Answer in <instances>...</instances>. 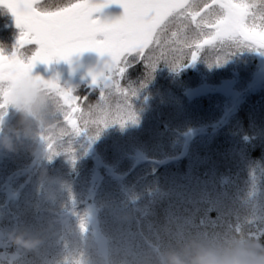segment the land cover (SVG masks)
<instances>
[{
  "label": "trees",
  "instance_id": "16d2710c",
  "mask_svg": "<svg viewBox=\"0 0 264 264\" xmlns=\"http://www.w3.org/2000/svg\"><path fill=\"white\" fill-rule=\"evenodd\" d=\"M80 2L82 0H44L40 5L43 10H56L69 3ZM257 7L260 9L258 3ZM8 17L6 13H0V22L5 23ZM1 47L6 53L14 52L12 48H5L3 44ZM148 52L149 50L144 52L145 57ZM193 53L197 56L196 61H192ZM81 55L84 54L80 53L77 57ZM187 55L189 58L187 56L185 62L179 61V63H183L181 68L185 71L188 61L191 71L185 72L183 76L175 74L172 69L174 59L171 57L154 62H151V58L138 59L126 66L123 76L114 77L121 88L116 92H112L111 88L101 89L99 85H92L86 78L77 74L76 70L71 72L67 66L54 65L52 74L61 87L71 88L74 95L88 97L87 101L77 102L79 111L73 113L72 119L76 130L80 133V140H84L92 147L94 156L85 161L77 157L72 158L75 163L73 167L68 164L70 155L61 159L56 157L48 164L32 167L24 174L23 181L27 184L37 183L43 186L39 171L42 168L47 169L52 176L67 185V190L60 202L66 206V210L93 211L95 217H101L105 221L106 228H116L114 212L126 210V207L119 199L122 196L121 191L116 192L111 184L113 183L111 178L113 167L116 164V153L112 146H114L113 142L119 144L132 142L146 153L144 161L134 169L129 178L131 181H135L137 177L142 178L137 182L138 194L143 195L150 190L158 192L159 189L171 193L169 197H157V202L153 205V213L148 217L150 223H145L144 231H158L164 243L169 233L182 235L193 232L215 237L247 234L264 243V222L246 220L235 213L227 215L219 213L217 208L213 209L210 200L205 199L201 188L195 189L193 185H182L184 191L188 189L185 195H174L179 194L177 186L183 182L179 180L181 179L179 176L187 172L189 160L186 151H182L180 156L172 154V157L163 158L159 152L161 149L158 150L157 146H161L170 139V132L177 129L175 123L180 120L178 114L187 107V100L193 97L190 91L194 74L193 65L200 63L214 80L228 81L239 71L242 62L239 50L234 48L205 50L199 47L191 50ZM177 58L179 59L178 56ZM121 66L124 67V65ZM263 79L264 76H260L258 85L247 86L239 94L233 110L235 116L233 125L224 123L212 129L215 134L208 144L207 161L200 167V173L209 172L210 177L219 185L242 172L245 165L242 154L253 164L259 162L264 168ZM89 105L93 107L89 109ZM104 111L108 114L111 127L102 125L101 115ZM58 125L62 128H65V125L68 127L67 137L73 132V125L68 124L64 118L59 120ZM95 141L106 146L105 149L99 148ZM238 151L241 152V156ZM62 162L65 164L62 165ZM122 166L131 170L129 160H125ZM146 166L149 169L147 172L144 169ZM118 169H121L120 165ZM204 173L202 175L206 176L207 173L206 175ZM80 180L85 181L84 190L78 188ZM106 181H109L107 188L104 186ZM148 187L149 190H147ZM36 195L43 196L47 201L40 190ZM125 205L130 206L131 203L128 202ZM39 216V209L34 207L31 210L30 220L25 224L43 223ZM46 216V219L50 217L48 214ZM22 256L23 252L12 245L10 240L0 245V264H41L42 262L41 257L28 263L20 262Z\"/></svg>",
  "mask_w": 264,
  "mask_h": 264
},
{
  "label": "rangeland",
  "instance_id": "374dc122",
  "mask_svg": "<svg viewBox=\"0 0 264 264\" xmlns=\"http://www.w3.org/2000/svg\"><path fill=\"white\" fill-rule=\"evenodd\" d=\"M40 1L38 0V2ZM94 1L96 2V0ZM246 2L251 5L250 11L254 15V19L249 22L250 25L254 24L256 31L264 29V0H256L255 2L246 0ZM257 3L260 9H258ZM56 10L47 9L46 11ZM0 13H6L9 16L5 23L0 22V54H11L3 50L1 47V44H3L5 48H12L13 51H17L18 55L27 61V58L34 53L38 46L25 44L17 49L22 29L17 27L15 17L6 7L0 6ZM123 15L122 5L112 2L94 12L93 19H97L102 23H111L120 19ZM194 28V24L186 27L184 23L179 21L169 23L160 32L159 43L151 45V51L145 49V52L149 50L146 56L148 59H152L151 62L169 57L173 58L172 69H175L177 76H183L185 72L191 71V68L187 61V69L184 71L181 68L183 63L180 64L179 61L185 62L187 56L189 58L188 52L197 49L196 45H200L205 50L234 48L240 52L241 68L228 81H219L214 80L211 74L201 67L200 63H195L192 67L194 74L190 83V91L193 97L187 100V107L178 114L180 120L175 123L177 129H173L170 132V139L161 146H157V149H161L159 152L163 158L172 157L173 155L180 156L182 151H186L189 160L187 172L179 176L181 177L179 180H183V182L177 186L179 194H174L175 196L185 195L188 189L184 191L182 185H193L195 189L201 188L203 190L205 199L208 198L213 204V209L217 208L219 213L223 215L235 213L246 220L264 222V168L259 162L253 164L251 160H247L248 157L242 154V160L245 161L246 167L244 165L242 172L237 176L221 182L222 186L210 177L209 172L202 171V173L205 172L204 175L207 173V178L200 173V167L207 161L208 144L215 134L212 129L224 123L227 125L234 124L233 110L239 94L247 86L258 85L260 76H264V49L237 47L234 41L221 42L214 40L210 44H204L205 40L211 39L209 35L204 33L211 30L205 29L204 33L197 34L192 31ZM78 54L70 57L68 62H64L65 60H53L49 64L36 62L31 75L33 77L39 76L44 80L56 81L52 74V68L56 64H61L64 67H69L71 72L76 70L77 74H80L92 84L90 73L99 72L105 63L110 60V57L107 55L101 56L91 50L89 52L84 51L82 52L84 55L77 57ZM262 85L264 86V79ZM119 89L112 87L111 91L116 92ZM63 118L61 116L60 120H63ZM4 119L9 122L13 121L14 117L10 109ZM101 121L103 126L111 127L106 111L101 115ZM66 131H69L66 125L65 128H62L57 124L55 129L48 133L54 137L52 152H59V155L51 156V158L46 145L42 141V152L39 154L26 148L16 153L0 152V245L9 240L8 234L15 226L25 224L30 220L31 210L34 207L39 209V217L43 221L46 220V214L49 216L52 214L53 206L47 204L43 196L36 195L38 190L44 193V185L24 182L23 176L26 172H29L36 165L48 164L56 157L61 159L70 155L71 159L68 160V164L73 167L75 163L72 158L77 157L85 161L94 156L92 147L84 140H80L81 137L78 131L71 132L68 137ZM167 142L169 143L167 144ZM95 143L99 148L105 149L106 147L98 144L97 141ZM113 144L112 148L116 153V164L113 167L111 177L113 183L111 184L116 192L121 191L122 196L119 199L126 207L125 209L132 214V219L130 221L113 220L117 227L106 228L105 221L101 217H95L93 211L82 209L81 211L75 210L72 212L66 210V206L60 203L61 212L68 219L80 218V220L86 221V230L99 228L108 233L119 247L128 250L160 247L164 243V239L160 237L159 232H146L144 231V225L150 223L148 217L153 213L152 209L155 202H157V197H169L171 193L159 189L158 192L150 190L143 195H139L136 187L137 182L141 181L142 178L137 177L135 181H131L129 178L134 169L144 161L145 151L132 142L126 144L113 142ZM165 147L168 149H165ZM238 153L241 156V152L238 151ZM125 160L131 162V170L123 168L122 165ZM61 164L64 165L65 163L62 162ZM118 165L121 169H118ZM144 169L146 172L149 170L147 166ZM87 183L89 184L88 180ZM84 184L85 181L80 180L78 188L84 190ZM104 186L107 188L109 181H106ZM149 189L148 187L147 190ZM205 199L202 198L206 201ZM128 202L131 203L130 206L125 205ZM38 218L35 220L37 221ZM148 230H150L149 227ZM65 243L63 236H57L40 253H23L20 262L28 263L41 257V264H54L58 249L63 247Z\"/></svg>",
  "mask_w": 264,
  "mask_h": 264
},
{
  "label": "snow or ice",
  "instance_id": "6c2138e0",
  "mask_svg": "<svg viewBox=\"0 0 264 264\" xmlns=\"http://www.w3.org/2000/svg\"><path fill=\"white\" fill-rule=\"evenodd\" d=\"M112 2L120 3L124 9L120 19L111 23L93 19L94 12ZM0 6L12 13L17 27L22 29L17 49L25 44L38 46L27 61L17 51L0 54V115L7 114L5 86L25 78L34 79L53 91L62 105L61 116L73 125V132L77 131L72 119L73 113L79 111L77 102L87 101L88 97L74 95L71 88L61 87L54 80L33 77L31 71L36 62L49 64L53 60H69L84 51H95L110 60L99 72L90 73L92 85L119 89L114 77L123 76L126 66L138 59H148L145 49L151 51L150 46L159 43L160 32L177 21L186 27L194 24L192 31L197 34L210 29L204 34L211 39L204 44L214 40L234 41L237 47L264 49V29L256 31L255 25H250L254 15L246 0H82L56 11L43 10L38 0H0ZM196 60L193 53L192 61ZM92 107L89 105V109ZM48 133L42 132L40 139L51 158L59 152H52L54 137ZM80 226L86 231L83 220Z\"/></svg>",
  "mask_w": 264,
  "mask_h": 264
},
{
  "label": "clouds",
  "instance_id": "9594fccd",
  "mask_svg": "<svg viewBox=\"0 0 264 264\" xmlns=\"http://www.w3.org/2000/svg\"><path fill=\"white\" fill-rule=\"evenodd\" d=\"M8 107L14 117L9 122L0 115V152L16 153L28 149L42 152L40 135L59 123L62 105L43 83L21 79L6 85ZM44 196L52 214L43 223L19 224L8 234L11 244L23 253H40L57 236L66 242L59 248L54 264H264V243L247 234L206 236L200 233L168 234L160 247L140 249L117 246L108 233L99 228L81 229L80 218L63 216L60 202L67 185L40 169ZM118 221H130L127 210L114 212ZM86 225V221H84Z\"/></svg>",
  "mask_w": 264,
  "mask_h": 264
},
{
  "label": "flooded vegetation",
  "instance_id": "af4514ba",
  "mask_svg": "<svg viewBox=\"0 0 264 264\" xmlns=\"http://www.w3.org/2000/svg\"><path fill=\"white\" fill-rule=\"evenodd\" d=\"M42 1H44V0H41L40 2H38V3H41Z\"/></svg>",
  "mask_w": 264,
  "mask_h": 264
}]
</instances>
